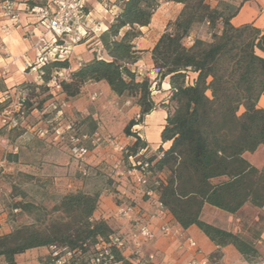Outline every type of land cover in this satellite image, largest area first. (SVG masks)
<instances>
[{
    "label": "trees",
    "instance_id": "trees-1",
    "mask_svg": "<svg viewBox=\"0 0 264 264\" xmlns=\"http://www.w3.org/2000/svg\"><path fill=\"white\" fill-rule=\"evenodd\" d=\"M162 1L182 8L150 51L156 85L166 78L169 84L166 102L156 105L148 78H140L132 66L141 56L134 45L140 29L150 24ZM210 1L115 0L116 14L110 16L99 37L108 60L91 50L93 59L73 72L69 60L53 61L42 68L40 84L27 83L17 90L25 96L42 86L50 90L51 73L64 70L68 79L58 82L55 90L65 99L77 97L89 83H104L115 98L134 99L138 118L130 120L122 131L134 142L121 150V158L127 173L139 168L129 163L131 157L135 163L147 164L143 199L151 192L177 226L183 230L196 227L216 247L209 256L212 263H217L221 249L231 246L246 264H254L264 261L257 250L264 227L247 239L199 217L205 206L231 216L246 206L258 211L264 207V164L256 168L244 158L264 146V109L258 107L264 94V31L251 25H231L241 4L248 0H240L236 8L225 3L221 8L211 7ZM22 4L28 11L46 5L33 0ZM202 24L208 27L209 40L196 39L186 47L184 39ZM188 75H193L189 84ZM157 108L166 112L161 145L156 156H146L147 144L137 127ZM95 122L81 138L96 135ZM70 139L71 148L76 145L87 150L75 135ZM166 143L169 145L163 149ZM81 161L76 160L74 168ZM113 194L117 198V191ZM101 195L100 191L76 188L65 191L50 208L22 200L13 203L11 211L25 215L30 222L6 221L10 231L0 234V263L17 264L16 256L47 248L51 264H155L137 252L125 254L130 246L124 236L120 235L127 242L123 250L111 244L110 238L119 234L105 220L93 217ZM127 207L133 211L132 206Z\"/></svg>",
    "mask_w": 264,
    "mask_h": 264
},
{
    "label": "rangeland",
    "instance_id": "rangeland-1",
    "mask_svg": "<svg viewBox=\"0 0 264 264\" xmlns=\"http://www.w3.org/2000/svg\"><path fill=\"white\" fill-rule=\"evenodd\" d=\"M209 3L211 7L221 8V3H225L236 8L240 0H212ZM181 8V5L162 1L154 15L158 14L160 19L167 20L166 24L172 23ZM196 39L209 40V30L206 24L197 26L183 43L186 47H190ZM103 59L108 60L105 53ZM64 77L68 79L67 73ZM192 78L193 75H188V84ZM148 80L153 91L154 82L149 78ZM83 95L85 96L83 99L79 98L80 93L73 99H65L63 94L57 93L54 88L48 90L42 86L34 89L28 96H25L21 107L24 115L19 125L15 128L4 126L0 130V220L6 225V221L18 224L30 222L25 215H17L16 211H11L10 206L13 203L22 200L50 208L65 191L76 188L91 191V193L100 191L114 200L116 197L113 192H116L117 185H121L122 180L125 190L129 191L130 195L137 194L140 199L143 198L141 186L133 182V174H127V165L124 164L121 155L114 157L107 150L109 144L118 136L125 137L122 131L130 120L125 122L122 115L133 106L134 99H112L104 95L102 90ZM93 96L94 100L91 99ZM78 99H81L79 107L72 104ZM127 101L128 104H126ZM6 106L11 115L15 117L14 112L18 110L16 100L10 99ZM108 116H118V125L120 127L122 121L123 128L120 130L118 127L117 130L109 133L103 128L104 133L99 130L94 136L81 138L82 134L91 130L93 120L100 125ZM133 118L136 119L137 116ZM96 127L99 126L96 125ZM74 135L88 152L83 158L84 161L71 169L69 165L55 163L52 157L59 151L65 160H69L70 163L73 161L75 164L76 159L70 155L72 144L70 138ZM126 138L130 139V143L122 145V149L134 142L133 138ZM118 152L121 154L123 151ZM102 153L114 158L103 159ZM157 154L156 151L153 153L148 151L146 156ZM14 159L16 161L12 162L11 160ZM161 177L164 178V176ZM22 194H25L24 198ZM206 208L209 211L200 214L201 221L208 220L209 224L215 227L239 234L247 239L251 238L258 228L264 227V214L249 206L242 208L233 217L208 206ZM139 246L135 248L138 249ZM49 255L50 250L47 248L33 249L18 255L15 261L17 264H51Z\"/></svg>",
    "mask_w": 264,
    "mask_h": 264
},
{
    "label": "crops",
    "instance_id": "crops-1",
    "mask_svg": "<svg viewBox=\"0 0 264 264\" xmlns=\"http://www.w3.org/2000/svg\"><path fill=\"white\" fill-rule=\"evenodd\" d=\"M22 1L23 0H17L15 4L19 15L17 22H12L0 16V130L4 127L2 120L8 111L6 104L10 98L13 97L17 88L27 83H41V79L38 78L36 73L30 71L28 66L33 64L36 60L37 54L34 49L36 37L43 34L47 40L50 38V35L46 34L45 26L39 23L30 12L26 10L27 7L22 4ZM33 1L36 3L44 2V0ZM100 1L101 0H87L86 9L92 19L96 22H101L103 25H107L111 21V17L110 14L102 10ZM157 15H153L147 27L140 29L141 36L135 40L134 45L136 50L141 51V56L132 66V70L135 71L137 75L141 77L147 76L154 82L153 84L155 87H153L151 99L156 105L166 102L169 95L168 79L166 78L160 81L156 86V74L151 66L150 51L162 34L165 24L167 23V20L160 19ZM230 23L233 27L251 25L263 32L264 0H248L243 2ZM91 50L93 51L87 44L70 47L69 71L73 72L82 64L90 62L94 57ZM103 56L104 54L102 57ZM96 90H102L104 95L115 99L104 83H89L84 85L81 89V96L79 98L83 99L85 97L83 94ZM86 96H88V94H86ZM81 99L76 100L72 104L78 105L79 107ZM128 103L127 101L126 104ZM258 107L264 109V94L258 101ZM138 112L139 109L136 106H132L122 115V119L128 122L132 117L136 116ZM165 118L166 112L163 109L157 108L145 116L142 124L137 127L150 153L155 152L161 145L160 133L165 125ZM118 124V116H108L100 125L97 123V126H99L97 132L102 130L104 133L105 129L107 133L114 132L118 129ZM122 128L123 122L121 121L119 129L121 130ZM102 131H100V133ZM129 143V138L118 136L116 140L109 144L107 150L113 154L114 157H118L121 155L118 151H120L122 145H129ZM168 145V143L163 144L162 148L166 149ZM102 154L101 157L103 159L114 158L109 154ZM52 158L55 163L59 162L63 165H69L71 169H74V162L72 161L70 163L69 160H65L61 152L57 151ZM244 158L254 167L261 168L264 164V146L258 147L252 154H245ZM120 183L121 185H117L116 189L118 193L116 200L104 194L101 195L98 208L93 217L95 219L101 218L105 220L113 231L125 238L137 223L148 221L149 227L154 235L152 240L142 243L138 249L135 248L133 243L128 242L130 247L125 251V254H130L135 251L142 258L145 257V259L155 264H188L194 256V251L187 247L186 241L192 240L195 242L201 256L209 260V256L215 252L216 247L196 227L192 226L183 230L176 225L172 217L167 213L162 219H150L151 213L155 210L154 205L156 197L152 195L140 199L137 194L130 195L129 191L127 192L125 190V184L122 180ZM126 205L132 206L133 208V218L131 221L123 218L120 214L121 208ZM205 211H209L206 206L203 207L201 213ZM259 211L264 214V207ZM206 222L209 223L210 221L206 220ZM162 226L168 228L167 233L160 232ZM9 231L8 225L0 220V234H6ZM257 250L260 256L259 259L263 260L264 229L261 232ZM198 258L199 256L197 255L196 259ZM216 261L218 264H246L231 246L221 249L220 256Z\"/></svg>",
    "mask_w": 264,
    "mask_h": 264
},
{
    "label": "built area",
    "instance_id": "built-area-1",
    "mask_svg": "<svg viewBox=\"0 0 264 264\" xmlns=\"http://www.w3.org/2000/svg\"><path fill=\"white\" fill-rule=\"evenodd\" d=\"M16 1L17 0H4L0 3V16L12 22H17L19 15L15 6ZM44 2L46 3L45 6L33 8L29 11L39 23L45 26L46 34L50 35L49 40H47L43 34L36 37L34 45L37 54L36 60L33 64L28 66V69L36 73L39 79L43 74L42 68L50 62L64 59L69 60L70 47L87 44V46L93 49L97 56H102L104 54L99 44V37L106 30V26L91 18L86 9L87 0H44ZM100 6L102 10L110 14V16L116 14L117 9L114 0H101ZM65 73L64 70L53 71L49 77L48 86L58 89V82L66 80L64 77ZM94 98L93 96L91 99L94 100ZM10 99L16 100V108L18 110L14 113H17L18 117L14 118L11 112L7 111L2 123L10 128H15L19 125L20 120H22L23 113L21 112V107L25 101V94L20 90H16L13 97ZM58 114H60V112H58ZM76 142L77 140H73V144H76ZM121 150L122 148L120 151ZM70 154L72 158L79 160L87 155V150L73 145L70 149ZM128 160L132 166L137 165L139 168H134L127 174H133V182L142 187L145 184L147 164L135 163V158L132 157ZM146 195L150 197L152 193L147 192ZM154 206L155 210L151 213L150 219H162L165 216V212L161 204L155 202ZM120 214L129 221L133 218V211L128 207L121 209ZM167 231L168 228L165 226L160 228V232L162 233H167ZM153 237L154 235L149 227V222L144 221L137 223L133 230L124 238L128 242L133 243L135 247H138L142 243L152 240ZM124 238H121L120 235H115L110 238V241L116 249L123 250L127 243ZM186 243L187 247L194 251V256L188 264H218L211 263L207 258L202 257L195 242L192 240H187ZM197 255L199 256L198 259H196ZM111 259L112 257L109 256V260ZM58 264L61 263L59 262ZM254 264H264V261Z\"/></svg>",
    "mask_w": 264,
    "mask_h": 264
}]
</instances>
